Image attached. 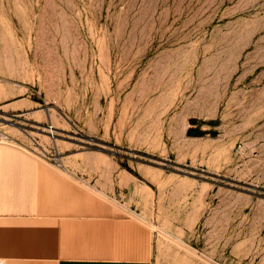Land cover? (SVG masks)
Returning <instances> with one entry per match:
<instances>
[{
    "label": "rangeland",
    "instance_id": "374dc122",
    "mask_svg": "<svg viewBox=\"0 0 264 264\" xmlns=\"http://www.w3.org/2000/svg\"><path fill=\"white\" fill-rule=\"evenodd\" d=\"M0 150L124 173L150 264H264V0H0Z\"/></svg>",
    "mask_w": 264,
    "mask_h": 264
},
{
    "label": "crops",
    "instance_id": "0c3cea01",
    "mask_svg": "<svg viewBox=\"0 0 264 264\" xmlns=\"http://www.w3.org/2000/svg\"><path fill=\"white\" fill-rule=\"evenodd\" d=\"M37 157L0 150L3 264H150L142 200L124 191V173L121 191L106 199Z\"/></svg>",
    "mask_w": 264,
    "mask_h": 264
},
{
    "label": "built area",
    "instance_id": "2783aa9c",
    "mask_svg": "<svg viewBox=\"0 0 264 264\" xmlns=\"http://www.w3.org/2000/svg\"><path fill=\"white\" fill-rule=\"evenodd\" d=\"M3 138H4V139H7V137H6V136H5V137H3ZM0 264H3V262H1V261H0Z\"/></svg>",
    "mask_w": 264,
    "mask_h": 264
},
{
    "label": "trees",
    "instance_id": "16d2710c",
    "mask_svg": "<svg viewBox=\"0 0 264 264\" xmlns=\"http://www.w3.org/2000/svg\"><path fill=\"white\" fill-rule=\"evenodd\" d=\"M193 131L192 130H190V131H188V134H190V133H192Z\"/></svg>",
    "mask_w": 264,
    "mask_h": 264
},
{
    "label": "bare ground",
    "instance_id": "6f19581e",
    "mask_svg": "<svg viewBox=\"0 0 264 264\" xmlns=\"http://www.w3.org/2000/svg\"><path fill=\"white\" fill-rule=\"evenodd\" d=\"M53 134V133H52Z\"/></svg>",
    "mask_w": 264,
    "mask_h": 264
}]
</instances>
